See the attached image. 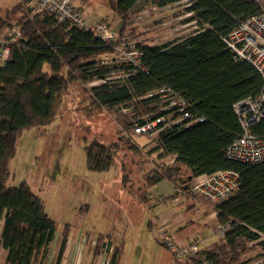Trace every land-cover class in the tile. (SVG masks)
Segmentation results:
<instances>
[{"label": "trees", "instance_id": "obj_1", "mask_svg": "<svg viewBox=\"0 0 264 264\" xmlns=\"http://www.w3.org/2000/svg\"><path fill=\"white\" fill-rule=\"evenodd\" d=\"M138 1L107 0L112 15L123 22L135 12ZM149 1L156 9L189 1L184 11L192 16L186 21H194L197 30L161 45H137L147 72H137L124 81L105 80L111 70L99 65V57L108 50L90 33L67 29L53 15L36 13L34 6H29L34 0H20L13 7L12 12L21 13L15 25L22 39L11 47L8 60L0 67V245L5 252L4 264H43L55 234V222L38 195L25 182L14 188L7 186L17 141L32 128L51 124L64 93L71 87L96 80L103 82L88 90L93 109L112 110L121 105L139 111L136 115L148 114L157 99L142 97L161 86L194 103L193 111L204 118L202 123L166 130L150 140L154 146L146 155H155L160 165L142 175L143 186L150 188L165 180L179 188L186 182L181 169L188 178L237 172V193L214 207L217 222L228 223L229 229L211 247L200 248L199 256L210 264H246L264 250V161L248 165L223 155L241 132L232 105L257 97L264 80L249 63L233 60L222 37L239 22L256 15L257 7L250 0ZM11 26L10 18L0 15V28ZM125 131L132 133L131 122ZM256 131L264 134V123ZM117 134L121 136L124 131ZM125 135L108 145L93 140L85 146L86 168L95 173L109 171L121 148L139 155L137 146ZM170 160L172 165H162ZM109 238H97L91 264L103 250V242L110 244ZM67 239L68 226L55 264L61 262ZM113 251L108 264L119 262L121 250L116 247ZM186 261L201 264L198 260Z\"/></svg>", "mask_w": 264, "mask_h": 264}, {"label": "rangeland", "instance_id": "obj_2", "mask_svg": "<svg viewBox=\"0 0 264 264\" xmlns=\"http://www.w3.org/2000/svg\"><path fill=\"white\" fill-rule=\"evenodd\" d=\"M19 2L0 0V15L10 18L11 27H17L15 24L21 17V13L12 12ZM188 2L156 9L151 7L149 0H139L135 12L123 22L112 15L107 0H74L86 23L105 22L116 31L127 33L131 42L141 46L161 45L195 32V22L186 21L192 16L184 11ZM29 6L33 7L34 2ZM89 89L87 84L71 87L64 93L51 124L34 127L19 137L10 162L7 186L14 188L25 182L38 195L47 215L55 222L50 258L57 255L66 226L69 241L75 243L80 238L77 246L82 245L81 252L86 259L94 252L101 232L125 229L133 224L137 236L133 241H127L128 248L121 264H192L190 261L176 263L156 240L154 228L147 230L148 223L154 226L165 206L157 197V190L143 186L141 179L145 172L160 165L155 155H146L154 141L125 131V126L135 116H141L136 115L139 111L123 114L116 108L93 109ZM119 131L124 134L119 136ZM125 134L137 146L139 155L121 148L109 171L95 173L86 168L85 146L93 140L108 145L126 137ZM162 165L172 163L166 161ZM181 174L186 180L181 187L187 191L193 178H188L182 169ZM182 201H185L180 212L184 230H188L189 223L196 226L187 231L189 238L198 237L200 246L217 240L209 223L212 211L203 205L200 207L198 200L190 199L186 203L184 196ZM192 206L198 208L194 214ZM217 225L218 222L215 227ZM1 226L0 221V232Z\"/></svg>", "mask_w": 264, "mask_h": 264}, {"label": "built area", "instance_id": "obj_3", "mask_svg": "<svg viewBox=\"0 0 264 264\" xmlns=\"http://www.w3.org/2000/svg\"><path fill=\"white\" fill-rule=\"evenodd\" d=\"M250 1L257 7L258 13L239 22L232 32L222 37V42L235 62L249 63L264 80V0ZM34 11L53 15L56 20L65 23L67 29L75 28L88 32L94 39L100 41L108 52L99 57V65L111 70L105 80L124 81L137 72H147L142 61V51L131 42L127 33L116 31L101 21L86 23L74 0H34ZM21 39L22 35L18 27L0 28V67L8 60L11 47L18 45ZM101 82L103 81L96 80L87 85L91 88ZM142 98L157 100L152 105L151 112L131 120L133 135H141L153 140L166 130L188 129L204 121L202 116L194 113L193 102L167 86L156 88ZM116 109L123 114H130L132 111L131 107L121 105ZM232 110L237 117L241 132L224 149V157L248 165L263 162L264 134L256 130L264 123V84L257 97L235 102ZM155 114L159 116L154 118ZM169 162L172 163L173 160ZM239 185L240 176L237 172L219 171L210 176L200 177L191 186V191L214 208L235 195ZM228 229V223L219 224L215 227L214 233L217 237L223 238ZM157 241L178 262L198 259L201 264H210L199 256L198 238L184 247H178L166 231H161ZM102 249L109 254L112 252V247L107 242H103ZM246 264H264V250L261 251L259 258Z\"/></svg>", "mask_w": 264, "mask_h": 264}, {"label": "crops", "instance_id": "obj_4", "mask_svg": "<svg viewBox=\"0 0 264 264\" xmlns=\"http://www.w3.org/2000/svg\"><path fill=\"white\" fill-rule=\"evenodd\" d=\"M199 179L200 177L193 178L192 184H194ZM153 187L157 190V194H156L157 197L159 198V200H161V202L165 206L163 214H161L160 218H157L154 226L151 222H149L147 225V230H151L154 228L153 230H155L156 240H157L158 234L161 231H166L172 238L173 243L179 247H184L193 240L192 238H189L188 236L189 232L187 231L190 230L189 228L195 229L196 226H194L192 223H189L187 224L188 230H184L185 228H183V220L181 219L180 212L182 210L181 208L183 207V202L185 203V201H182L184 196H185V200L187 201L186 203H188L190 199L198 200L200 207L201 205H203L206 209L212 211V214L209 216L210 217L209 223L211 225L212 230L214 231L215 225L217 224L215 209L210 204L205 202L202 198L195 195L191 191V189H189L190 193L187 191H183L182 187L176 188L170 182L165 181V180L157 183ZM197 211H198V208H196L195 206L194 207L192 206L193 214L196 213ZM100 235L102 236L109 235L110 238L108 240L110 242V245L113 247V249L117 247L121 250L120 258L118 262V264H121L122 258H125L124 253L126 252L128 248L127 241L128 242L133 241V239H135V237L137 236V231H136L135 226L132 224V226L128 225V227H126L125 229L124 228L123 229L114 228L111 231L101 232ZM195 238H198V237H195ZM78 240L74 243L73 241H69V239H67V244H66L60 264H91L93 263L94 252H92V254L87 256V258L85 259L84 252L83 253L81 252L82 245H79L80 247L77 246L78 242L80 241ZM216 241L217 240L212 241L208 244H203L200 246V248L201 249L209 248ZM112 254L113 253L109 254L107 252L101 251L97 259L95 260L94 264H108L109 258L111 257ZM56 257L57 255H55V257L50 258V253H48V256L45 259L43 264H55ZM4 258H5V252L3 251L0 245V264H4ZM176 263H179V262H176Z\"/></svg>", "mask_w": 264, "mask_h": 264}]
</instances>
